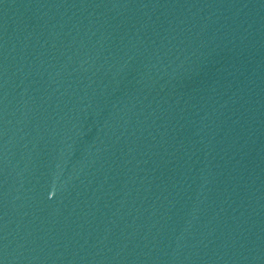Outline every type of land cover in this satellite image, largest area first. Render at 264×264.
I'll list each match as a JSON object with an SVG mask.
<instances>
[{
	"label": "water",
	"instance_id": "95a60500",
	"mask_svg": "<svg viewBox=\"0 0 264 264\" xmlns=\"http://www.w3.org/2000/svg\"><path fill=\"white\" fill-rule=\"evenodd\" d=\"M0 264H264V0H0Z\"/></svg>",
	"mask_w": 264,
	"mask_h": 264
}]
</instances>
